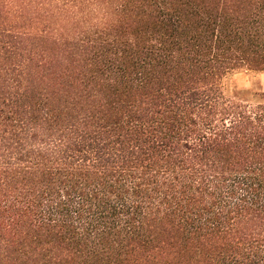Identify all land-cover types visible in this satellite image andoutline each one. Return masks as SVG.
<instances>
[{
    "label": "trees",
    "instance_id": "trees-1",
    "mask_svg": "<svg viewBox=\"0 0 264 264\" xmlns=\"http://www.w3.org/2000/svg\"><path fill=\"white\" fill-rule=\"evenodd\" d=\"M264 0H0V264H264Z\"/></svg>",
    "mask_w": 264,
    "mask_h": 264
},
{
    "label": "rangeland",
    "instance_id": "rangeland-1",
    "mask_svg": "<svg viewBox=\"0 0 264 264\" xmlns=\"http://www.w3.org/2000/svg\"><path fill=\"white\" fill-rule=\"evenodd\" d=\"M228 90L230 94L237 91H247L246 98L251 99L253 94H264V72L237 71L229 77Z\"/></svg>",
    "mask_w": 264,
    "mask_h": 264
}]
</instances>
